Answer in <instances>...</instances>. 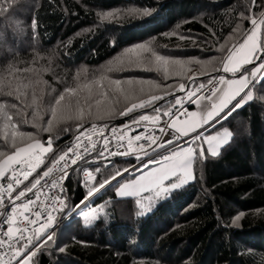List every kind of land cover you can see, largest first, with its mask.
Masks as SVG:
<instances>
[{"label":"trees","instance_id":"16d2710c","mask_svg":"<svg viewBox=\"0 0 264 264\" xmlns=\"http://www.w3.org/2000/svg\"><path fill=\"white\" fill-rule=\"evenodd\" d=\"M261 13L264 0H0V104L4 106L0 109V152L15 151L13 131L31 134V142L51 140L50 158L61 155L91 124L118 126L139 120L142 114L164 117L177 106L181 97L175 95L183 91L179 86H186L189 77L198 78L187 91L221 73L229 51L243 41L253 28L252 20ZM262 36L264 25L260 45ZM139 45L147 46L140 67L131 58V65L115 69L116 77L111 79L142 80L132 84L136 89L130 93L121 86L127 99L110 86L87 94V86L96 82L102 67ZM157 55L168 63L157 61ZM252 67L247 65L235 76L226 77L240 76ZM262 81L264 73L253 84L249 99L222 126L208 130L230 133L219 152L211 155L203 149L202 156L196 148L193 179L170 191L146 214L140 212L135 198L116 195L123 181L140 172L135 168L81 206L98 209L90 224L84 225L79 215L62 221L87 195L88 189L81 185L86 169L91 171L89 182L95 187L124 172L134 161L115 160L109 166L73 170L64 183L66 207L55 222L62 224L53 232V240L43 243L33 257L36 264H264ZM151 84L159 85L151 96L161 98L151 101L145 97L151 106L123 114L133 102V94L145 93L142 88ZM45 87L49 97L45 101L65 95L57 114L70 110L77 116L50 126V104L37 97ZM66 89L73 91L69 94ZM103 95L114 101L113 108L102 116L105 120L88 108L95 104L92 98L104 105L100 102ZM31 97L39 102L33 104ZM157 107L161 112L154 111ZM3 113L12 120H6ZM15 143H20L19 136ZM50 164L45 160L26 185L30 187Z\"/></svg>","mask_w":264,"mask_h":264},{"label":"snow or ice","instance_id":"6c2138e0","mask_svg":"<svg viewBox=\"0 0 264 264\" xmlns=\"http://www.w3.org/2000/svg\"><path fill=\"white\" fill-rule=\"evenodd\" d=\"M256 0H253V3H255ZM4 11H7V9H3ZM261 16L264 17V13H261ZM253 24V30H250V32L246 35V38L244 40V43L242 45H238L234 47L232 50L229 51L228 56L226 57L225 63L223 65V72L228 73L232 72L235 76V72L237 69H234L230 67V62L232 60L233 53L237 51L239 48H243L248 46L249 42L252 43L253 50H255V44L257 41V33L255 29L258 27V24L264 25V19H261L259 22L255 19L252 20ZM33 27H36L35 23L33 24ZM183 38V37H182ZM139 47L144 48V45H139ZM260 52L262 53L259 57L261 63L257 66V68L253 72V76L256 75L257 72L264 73V36H262V42L260 45ZM255 55H253L252 59H255ZM157 61H163V63L167 64L168 61L157 55L156 56ZM247 62H251V59H248ZM247 70H245L244 73L241 74V77L239 79L233 78V79H227L225 76L221 75L212 79H209L207 83L200 82L196 84L194 88H189L188 92L186 93L185 97L177 99V104L180 105V109H178V113L180 115H184L186 120H192L195 121L197 117H199V127L203 131H197L195 125L193 126L192 130L196 132L195 136H191L188 138L187 141H185L186 149L181 148L180 146V139L182 137L187 136V132H181V136H175L173 135L167 139L164 140L161 144L158 145L159 149H163V151H158L157 156L152 158V162L159 165V167L162 169L160 174L156 177L150 178V183H159L161 185V191H166L167 189L163 187V180L167 179L169 175H175L177 169H186L189 166L190 161L187 159H184L182 157L190 155L192 152L195 151L197 145L194 143L197 140H200L201 143H209L213 140H217L216 136H211L208 132L209 129H216L217 125L222 126V121L227 120L228 117L234 112L238 107L242 106L241 101L244 100V96L240 97V100H237L235 104H232L231 107H229V104H231V101L243 90L245 87L248 86V77L245 74ZM191 79V77H189ZM112 84L116 85L117 89L120 90L125 94V98L127 99V92L121 88L122 82L120 80H113L111 82ZM129 84H131V81H128ZM147 83H152L148 81ZM193 83H195L193 81ZM262 85H264V81H262ZM153 87H159V85H154ZM173 86L169 85V88H172ZM181 90H184L185 85L181 84L180 86ZM66 91L71 94L72 89H66ZM245 95H247V92H245ZM64 95H60L55 103L59 105L61 101L64 100ZM161 97L158 96H151L150 100L155 101L157 99H160ZM185 102L196 104L198 111L196 112H189L186 111L184 108ZM210 105V106H209ZM145 106H151V103L149 100H145L140 97H136L133 102H131L130 107L125 108L123 114H128L129 112L133 111L134 109L145 107ZM3 105L0 104V109H3ZM227 109V111H225ZM156 113L161 112V108L157 107L154 109ZM165 115H168L167 112H165ZM3 116L6 120L11 121L12 117L8 115L7 113H3ZM52 117L55 119L57 117L56 109H52ZM139 120H153L158 121V116H148L144 115L139 118ZM139 120H133L130 122L129 125H125V128H128L131 126V124H135L137 127L140 126ZM51 125V121L49 122ZM169 127H173L174 123H170L168 125ZM13 129H15V125H11ZM51 128L49 127V129ZM115 131V130H114ZM161 132H166V128H161ZM12 136L14 138V147L15 151L11 154H6L5 152H0V165L2 166H8L10 167V170L13 172H18L20 176L23 177L24 180H28L29 176L32 175L33 172H35L36 167L38 164H44L45 159L41 158V154L49 153L52 145V141H49L48 147H44L41 143H32L31 142V134L25 133L23 131L12 132ZM20 137V143H15V137ZM25 136L29 137L28 141H25L23 138ZM230 136V133L225 130V135L223 137H220L217 140V145H221L227 142V137ZM79 138V137H77ZM137 140L141 139V137L137 136ZM152 143H155V141H151ZM68 151H73L72 149H69ZM156 151V149H154ZM102 154V153H101ZM147 155V153H145ZM213 155L217 154L216 150H213ZM66 153L59 155L58 160H53L52 167H48L46 171L43 172L42 177H37L35 179L34 183H31V187L25 186L24 190L19 191L18 195L14 197L15 200H20L21 197L25 196L26 192H32L33 189H36L38 185H41V179L48 177L55 168L60 167L59 162L63 161L64 166H67V159H66ZM111 155H116V153H111ZM200 155H204L203 150L201 151ZM6 156V158H4ZM38 162V164L36 163ZM73 164L76 163L75 159H72L71 161ZM163 162V163H162ZM147 162H145L146 164ZM14 165L20 166L18 169L11 167ZM0 166V176L4 175V168ZM31 166V167H29ZM136 169H133L132 171H135ZM125 172L129 171V169L125 168ZM121 173L117 172L116 175H113L111 177V180L105 179L102 182L98 183V186L90 187L87 195L83 200H81L80 204H77L74 206V208L78 211L79 208L86 204L90 199H93L95 195H98L101 190H107L110 187H114V185L111 183V181H116L117 176H120ZM139 179V178H137ZM15 183L18 185L21 183L19 178L17 177ZM57 181H54L53 184L49 185L50 187H55ZM178 185L173 183L171 185L172 188L177 187ZM14 185L13 183L8 184V189H13ZM62 188V185H61ZM136 185L135 181H129L126 184H123L121 186L120 191L118 192L119 195H123L125 191H135ZM9 196H11V192H9ZM56 199H60L59 197H53V201ZM34 203L30 198L26 203H23L22 206L27 209L29 204ZM60 210H63L65 205L63 203V200H60V204L58 205ZM57 208V205L53 202V211H55ZM87 215V214H85ZM37 220L43 219V217L40 216L39 213H36ZM53 220V217L51 213L48 214L47 222L42 225L44 229H47ZM4 223H9V227L7 231L0 232V249H3L4 245H8L7 248V254L9 256V259L7 261V264H13V260L15 261V264H29V261L32 262V264H36V262L33 260V257H35L38 254V250L41 249L42 244L46 243V241L53 240V233L48 231H40L37 229V235L35 237V240H33L32 236H28L27 238L24 235L23 229H17V231L20 232V235L18 237H13V228L11 227V217L8 218V220H5ZM29 224L36 223V221L28 220ZM2 226V225H0ZM7 237V239H5ZM43 238V239H42ZM61 252L64 251V248L59 249Z\"/></svg>","mask_w":264,"mask_h":264},{"label":"built area","instance_id":"2783aa9c","mask_svg":"<svg viewBox=\"0 0 264 264\" xmlns=\"http://www.w3.org/2000/svg\"><path fill=\"white\" fill-rule=\"evenodd\" d=\"M221 75L222 74L219 72L215 77ZM253 84L254 82L248 85L241 96L245 97V92L249 93ZM240 97L238 100H240ZM193 105L192 103L185 102L184 108L186 111L190 112ZM178 109H180L179 104H177L174 109L169 110L167 112L168 115L159 117L158 121L139 120V127L135 124H131L130 127L125 128L124 126L129 125L130 122L112 127H108L103 123H94L86 126L74 137L73 142L62 153L67 154V166L65 167L64 162L60 161V167L55 168L48 177L42 178L41 185H38L32 192H26L25 196L21 197L20 200H15L14 197L18 195L19 191L24 190L23 187L38 171L42 164L36 162L38 166L35 172L29 176L28 180H24L18 172L11 171L9 167L5 174L0 176V225H2L0 226V232L7 231L10 225L9 223H4V221L8 220L9 217H11V227L13 228L14 238L20 235V232L17 231L18 228L25 230L24 235L26 238L28 236L34 238L38 234L37 229L46 231L50 227H53L59 214L64 210H60L58 207L61 199L66 207L67 198L65 195L64 183L68 175L75 169L84 166H109L115 160L134 161V164L128 168L129 171L127 172L135 168L141 169L156 164L152 162V158L157 156L158 151H163V149L158 148V145L164 140L169 139L173 133L175 136H181L168 126L174 119L185 118L184 115L178 113ZM162 127L166 128V132L160 131ZM199 131L203 130L201 129ZM195 135L196 133L182 137L179 141L181 148L186 149L185 141H187L189 137ZM137 136L141 137V139L137 140ZM151 141H155V143ZM69 149L73 151L70 152L68 151ZM154 149H156V151H154ZM111 153H116V155H111ZM145 153H147V155ZM72 159L76 160L75 164L71 162ZM145 162L147 163L145 164ZM52 164L53 162L48 167H52ZM11 167L18 169L20 166L14 165ZM47 168L41 171L37 177H42L43 172L46 171ZM124 173L126 172L124 171ZM17 177L21 181L18 185L15 183ZM85 178L88 179L89 177L85 176ZM54 181L58 183H56L55 187H50L49 185L53 184ZM9 183H13V189H8ZM9 192H11V196H9ZM53 197H59L60 199L53 201ZM29 198L34 203L29 204L28 208L25 209L22 204L26 203ZM53 202L57 205L55 211H53ZM36 213H39L43 219L37 220ZM49 213H51L53 220L51 225L47 229H44L42 225L47 222ZM28 220L36 221V223L29 224ZM5 239H7V237H5ZM7 248L8 245L6 244L3 249H0V264H7L9 259ZM13 264H15L14 260Z\"/></svg>","mask_w":264,"mask_h":264},{"label":"rangeland","instance_id":"374dc122","mask_svg":"<svg viewBox=\"0 0 264 264\" xmlns=\"http://www.w3.org/2000/svg\"><path fill=\"white\" fill-rule=\"evenodd\" d=\"M261 19H264V17L261 16L260 18L257 19V21L259 22ZM260 26H261L260 28H262V25H260ZM146 48H147V46H145L144 48H141V47L137 46V47L133 48L132 50H130V52H126L121 58H117L115 60H112L107 66L102 67L98 71L100 74H99L98 79L95 80L96 82H93V83H91V84H89L87 86V89H86L87 90V94L91 92L89 94V96L94 95V90L96 91L97 89H99V88L102 89L103 87H106V89H108V87L110 86V88H115L116 89L117 88L116 85L111 83L113 81L111 79H113V77H116L115 75H113L114 72H115V69L123 70L124 67H128L129 65H131L130 63H128V62H130L131 58L138 60V62L136 63L138 65H135V66H139L140 67L142 59H143V57L141 58V56L143 55V53L146 50ZM260 55H261V53H260V48H259V51L256 54L255 61H259L260 60L259 59ZM129 68H131V67H129ZM261 74L262 73H260L259 76H261ZM258 79H259V77H258ZM128 81H131L132 83L129 84ZM121 82H122V84L126 83L124 85L121 84V86L125 90L129 91L128 93H130L131 89H136L135 87L132 86V84L135 86L134 83L138 84L139 82H142V80L139 79V77H135V78L134 77H131V78L130 77H128V78L124 77V78H122ZM45 84L46 83H44L43 85H45ZM45 86H47V84ZM148 86H151V87L150 88H147V87L142 88V90H147L145 93H143V91L140 90L139 93L133 94L132 100H134L136 97H140V98L148 97V98H150L151 95L153 94V92L157 91V89L155 87H153V84L148 85ZM126 87H127V89H126ZM116 90H118V89H116ZM46 91H47L46 87L44 89H42V90L39 89V92H37L38 99H42L44 101V103H46V105L50 104L51 110L53 108H55L56 110H57V108H60L59 105L62 104V103L57 105L53 99H51L49 101H45V100H48V98H49L48 96H45V95H47V93H45ZM48 92H49V90H48ZM66 92H64V93H66ZM187 92L183 93L179 97L186 96ZM103 93L104 92H102V94ZM61 95H64V94L62 93ZM250 95H251V90H250L249 93H247V96L250 97ZM58 97H56L55 99H57ZM64 97H65V95H64ZM101 97H102V99L100 100V102H104L105 107H104V105H101L98 102H96V101H98L97 99L94 100L93 98H92V102L91 103L95 102V104H91V105L88 106L89 110H91V112H89V113H92V111H96V114H97L96 116L97 117L104 116L106 114L105 110H111L113 108V106L111 108V104L114 103V101L108 100L106 95H103ZM31 98L34 101L33 104H37V102H39L38 99H34L33 97H31ZM89 100H91V99L89 98ZM104 100H108V103H106V101H104ZM119 101L120 100H117V101L115 100V102H119ZM96 104H98V105H96ZM56 113H57V111H56ZM94 114L95 113L88 114V117L90 118V117L94 116ZM144 115H146V114H142L141 116H144ZM71 116H75L76 117L77 115L73 111L64 110L62 114H57V117L55 119H53V117H52L51 125L50 124L49 125L50 126H53V125L55 126V125L60 123L59 122L60 120L68 118V117H71ZM141 116H139L138 118H140ZM104 117H102V120H105ZM2 121H3V119H2ZM191 135H193V134H191ZM210 135L211 136H216L217 140H218L220 137H223L225 135V129H222V130L218 129V130H216L214 132H211ZM228 139H229V136L227 137V141H228ZM217 140H213L211 142V144H209V143H201L200 140H197L194 143L197 145L196 148H198L199 151H202L203 149H205L209 154L213 155L212 154L213 150H216L217 153H218L219 149L225 144L224 143V144H221V145H217ZM32 143H35V142H32ZM39 143H41V142H39ZM41 144L44 147H48L49 141H47V143H44V144L41 143ZM193 156H194V152H192L190 155L182 157V158L187 159V157H188V159L190 160V158L192 159ZM41 158H44L45 160H48V164H50V163L53 162V160H57L59 158V155H57L55 157L51 156L50 158H48V153H46V154H41ZM139 170H140V172L134 178L123 181L117 187L116 195L119 198H127V197L135 198L136 206L140 209V212L142 214H146L147 212H149L156 205V203L158 201L162 200L163 198H165L169 194L170 191L182 187L183 185L187 184V182H189V181H191L193 179L192 165H191V162H190L189 166L186 169H177L175 175H169V177L167 179L163 180V187L166 188L167 190L166 191H161V185L159 183H150L149 182L150 178L158 176L160 174V172L162 171V169L159 167V165L153 164V165H151L149 167L141 168ZM90 172H91L90 170L86 169L84 171L83 175H82V178H81L82 179L81 180L82 187H84V188H86L88 190H89L90 187H92L90 182H89L90 179H91V177H89V176H91ZM126 173H128V172H126ZM124 174L125 173L122 172L121 176L124 175ZM85 176L89 177V178L87 179V178H85ZM137 178H139V179H137ZM129 181H135L136 190L132 191V192L125 191V193L123 195H119L118 192L120 191L121 186L123 184L128 183ZM173 183L177 184L178 186L175 187V188H172L171 185ZM85 214H87V215H85ZM97 214H98V209L90 208L89 204H88L87 207H80L78 211L76 209L69 210L65 214V216L63 215V218H62L63 220L62 221H66L67 219L69 220L70 218H73V217H76V216L79 215L81 222L84 225H88V224H90V222H92L94 220V218L96 217ZM60 223L61 222H58L57 224L55 223V225L53 227H50L46 231L53 233L57 229V227L62 224V223L61 224ZM34 239H35V237L33 238V240Z\"/></svg>","mask_w":264,"mask_h":264},{"label":"crops","instance_id":"0c3cea01","mask_svg":"<svg viewBox=\"0 0 264 264\" xmlns=\"http://www.w3.org/2000/svg\"><path fill=\"white\" fill-rule=\"evenodd\" d=\"M260 27L261 26L258 24V27L255 29V31L257 33V41H256V44H255V50H253L252 43L249 42L248 46L243 47V48H239L237 51H235L233 53L232 60L230 62V67H232L234 69H237V71L235 73H237L238 71H240L245 66L250 65V64H253L252 69L249 72L245 73L247 75V77H248V85H250L252 82H255L258 79V77H260L259 76L260 75V72H257L255 76L252 75L253 72H254V70L259 65V62L255 61V59H252V57H253V55H255V57H256V54L258 53L259 48H260V37H261V28ZM252 30H253V28H252ZM245 38L243 39V41L239 45H242L244 43ZM248 59H251V62L250 63L247 62ZM224 63H225V61H224ZM224 63H223V65H224ZM223 65H222L221 70H220L223 76L226 77L227 74H233L232 72L224 73L223 72ZM240 77H241V75L240 76H237V77H233V78L239 79ZM226 78L227 79H233V78H228V77H226ZM247 87H245V89ZM245 89H243L231 101V104H229V107H231L232 104H235L236 103V101L243 94V92L245 91ZM248 99H249V96L246 95L244 97V100L241 101V105H242V103L245 100H248ZM196 111H198V108H197V105L194 104L192 106L190 112H196ZM225 111H227V109H225ZM171 123H174V126L173 127H170V128L173 129L175 132H177L180 135H181V132H187L188 135L194 134L195 132L192 130V128H193L194 125H195L197 131L201 130L200 127H199V117H197L195 121L186 120L185 118L184 119H174ZM35 143H37V142H35ZM193 158L192 159L190 158V160H189L188 157H187V159L191 162V165L193 163ZM0 166H2V165H0ZM2 167L4 168V174H5V172L9 169V167L8 166H2ZM29 264H32L31 261H29Z\"/></svg>","mask_w":264,"mask_h":264},{"label":"water","instance_id":"95a60500","mask_svg":"<svg viewBox=\"0 0 264 264\" xmlns=\"http://www.w3.org/2000/svg\"><path fill=\"white\" fill-rule=\"evenodd\" d=\"M261 54H262V53H261ZM197 78H198V77H194V78L190 79V80L188 81V83L186 84L184 90L181 91L180 93L176 94L175 97L181 96L183 93H185V92L187 91L189 85H190L194 80H196ZM120 176H121V175H120ZM120 176H118V177H120ZM118 177H117V178H118ZM112 182H113V181H112Z\"/></svg>","mask_w":264,"mask_h":264}]
</instances>
